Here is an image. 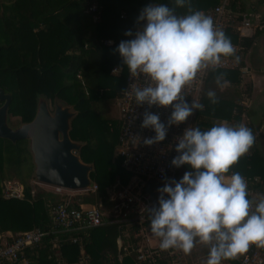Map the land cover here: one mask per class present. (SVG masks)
<instances>
[{
  "label": "trees",
  "instance_id": "obj_1",
  "mask_svg": "<svg viewBox=\"0 0 264 264\" xmlns=\"http://www.w3.org/2000/svg\"><path fill=\"white\" fill-rule=\"evenodd\" d=\"M220 1L190 0V5L193 11H207ZM257 2L264 10V0ZM91 4L94 9L88 10ZM148 4L168 5L174 8L178 16L189 14L187 5L178 7L175 0H0V87L10 95L9 115L19 116L20 121L29 120L33 115L37 93H43L48 98L56 95L77 111L71 120L69 136L85 142L79 155L83 161L93 162L94 170L90 172V177L96 184L93 190L70 196L71 202L77 206L98 205L100 201L99 209L102 212L110 204L106 187L116 180L123 184L129 176L114 153L119 118L113 119L111 128L105 129L92 103L97 97L114 96L123 87L125 65L115 50L122 40L133 39L137 18ZM120 13L123 15L120 16ZM234 18L239 20L241 13L237 12ZM232 21L224 27V33L231 42L241 45L239 53L242 56L252 43L254 34L241 35L233 27ZM128 30L133 32V36L125 35ZM104 39L111 42L103 43ZM239 64L243 65L242 58ZM113 67L116 71H111ZM250 89L249 81L241 82L238 68H210L199 101L203 110H196L192 128L206 131L220 124V120L230 126L240 125L241 115L245 111L240 100L244 95H249ZM209 90L216 93L217 103L213 104L208 98ZM243 125L254 133V127L250 124ZM185 168L189 166H180L175 180L181 179V171ZM30 170L25 140L11 142L0 138V177L2 180L14 178L23 185L21 198L0 195V231L15 232L34 226L45 228L49 222L46 202L50 192L37 186L30 193L31 185L25 179ZM233 172L255 175L258 181L251 186L263 192L264 157L255 143L228 174ZM6 173L10 176H5ZM151 187L155 189L151 197H159L157 190L161 186L151 182L145 189ZM134 227V223L104 221L89 228L81 235V242L88 254L84 264H137L132 251L123 254L120 259L116 257V239L120 237L122 243L128 242ZM124 232L128 233L127 237L123 235ZM53 236L48 234L40 246L25 249L27 264H55L49 242ZM56 237L59 257L65 261L74 260L78 254L77 242L70 239L69 233L56 234ZM208 254L209 248L198 243L186 264L193 261L203 264ZM225 262L240 264L237 258Z\"/></svg>",
  "mask_w": 264,
  "mask_h": 264
},
{
  "label": "clouds",
  "instance_id": "obj_2",
  "mask_svg": "<svg viewBox=\"0 0 264 264\" xmlns=\"http://www.w3.org/2000/svg\"><path fill=\"white\" fill-rule=\"evenodd\" d=\"M175 3L187 5L189 14L178 16L168 5L149 4L137 18L144 23L134 38L122 40L115 50L131 77L143 75L149 81L133 90L136 104L173 109L167 126L158 114L144 112L141 127L156 134L144 139L146 145L164 141L168 127L184 123L194 110H203L202 104L185 99V87L198 74L219 66L222 57L235 55L230 39L211 17L193 11L190 0ZM207 96L213 104L218 102L214 91ZM254 142L251 129L243 124L184 130L171 163L190 170L179 181L172 179L159 188L158 207L149 209L150 230L160 238L161 250L179 249L190 255L199 243L209 248L206 264H221L246 253L251 245L264 248V196L258 202L249 199L244 177L239 172L226 175Z\"/></svg>",
  "mask_w": 264,
  "mask_h": 264
},
{
  "label": "built area",
  "instance_id": "obj_3",
  "mask_svg": "<svg viewBox=\"0 0 264 264\" xmlns=\"http://www.w3.org/2000/svg\"><path fill=\"white\" fill-rule=\"evenodd\" d=\"M87 9L93 10L94 5L91 4ZM196 11H201L206 16L211 17L215 27L223 32L224 27L230 24L232 20L233 27L238 32L242 25L250 26L251 24L249 19L244 18L245 14H241V18L236 20L234 18L236 13L226 7V0H221L210 10L198 9ZM122 15L123 13H120V16ZM95 17L96 15L93 14V18ZM255 19L257 21L253 23L254 26L258 27L264 24L258 17H255ZM143 23V21L136 23L134 34ZM110 42V39L103 40V43ZM231 43L235 48V55L222 57L217 68H238L239 71H244L245 67L239 64L241 45L237 42ZM209 69L198 74L197 79L191 85L185 87L184 95L189 104L192 101L199 103L204 79ZM111 71H116V68L113 67ZM148 83L149 81L143 75L139 78L131 77L125 65L124 84L115 96V104L119 109V127L114 153L118 156L121 167L129 172V176L123 184L118 183L116 180L111 186L106 187V193L110 201L107 218L103 219L102 212L99 209L100 201L98 205L77 206L71 202L70 196L78 191L68 190L62 198L47 202L49 222L45 228L34 226L15 232L10 230L0 231V264H27V258L24 254L25 249L40 246L44 237L48 234L54 235L49 238V242L55 255V264H84L88 259V254L81 242V235L89 228L98 226L104 221H121L126 224H135L130 237L127 239L128 242L122 243L120 237L116 239L118 245L117 259L132 251L137 264H184L181 261V250H161L159 247L160 238L152 232L155 241L150 238L149 209L158 206V197H151V192L155 190L154 187L149 190L145 188L151 182L163 187L166 182L175 179L180 167L173 166L171 161L178 155L176 145L184 130L192 127L196 110L184 123L168 127L164 141L146 145L144 139L154 137L156 134L151 128L141 127L144 112L147 110L153 114H158L160 120L167 126L168 118L173 110L171 107L165 108L154 105L149 108L146 103L143 105L136 104L133 90L137 87L143 88ZM189 170V168L183 169L181 178ZM242 176L247 182L248 198L258 202L264 194L251 186L252 183L258 181L257 177L255 175ZM95 188L96 184L92 182L88 189L80 190L86 191ZM1 193L5 197L21 198L23 196V185L14 178H5L1 182ZM30 193H33L32 186ZM60 233H69L70 239L78 244V254L72 261H65L58 255L56 234ZM123 235L127 237L128 233L124 232ZM207 259L208 256L204 258L203 264H206ZM237 260L240 264H264V248L251 245L246 253L237 257ZM221 264H226L225 260Z\"/></svg>",
  "mask_w": 264,
  "mask_h": 264
},
{
  "label": "water",
  "instance_id": "obj_4",
  "mask_svg": "<svg viewBox=\"0 0 264 264\" xmlns=\"http://www.w3.org/2000/svg\"><path fill=\"white\" fill-rule=\"evenodd\" d=\"M9 101V93L0 87V138L25 140L32 180L67 190L88 189L93 182V162L80 158L79 150L85 142L69 136L76 109L56 95L49 99L37 93L32 117L10 125Z\"/></svg>",
  "mask_w": 264,
  "mask_h": 264
},
{
  "label": "crops",
  "instance_id": "obj_5",
  "mask_svg": "<svg viewBox=\"0 0 264 264\" xmlns=\"http://www.w3.org/2000/svg\"><path fill=\"white\" fill-rule=\"evenodd\" d=\"M248 11H255L258 14V18L261 22H264V10L261 8L260 3L257 0H239V5L236 10L233 12H240L241 14H245ZM261 15V16H260ZM245 19L250 20V26L242 25L240 27L239 33L241 35H253L252 43L248 46L242 56L243 65L245 67L244 71H240L241 82L249 81L251 85V89L249 95H244L240 100V103L245 108V111L241 115L240 124H250L254 127V136H255V147L259 151V153L264 157V87L262 86V90H260L257 94V98L253 101L252 95L254 93V89H256L257 84L264 81V24L261 26L253 25L254 17L250 18L244 16ZM240 61V60H239ZM243 78H247V80H243ZM224 85L226 82L223 83ZM259 88V87H258ZM220 123H224V120H220ZM230 176L229 174H226ZM264 194V182H263V192Z\"/></svg>",
  "mask_w": 264,
  "mask_h": 264
},
{
  "label": "rangeland",
  "instance_id": "obj_6",
  "mask_svg": "<svg viewBox=\"0 0 264 264\" xmlns=\"http://www.w3.org/2000/svg\"><path fill=\"white\" fill-rule=\"evenodd\" d=\"M238 5H239V0H226V7L228 9H230L231 11L236 10ZM245 14H246L247 18H250V15H251L252 18L254 17V21L255 22L257 21L255 19V17H257L258 14H256L255 11H252V12L249 11V13H248V11H246ZM86 23L89 25L88 19H86ZM243 80H247V78H243ZM262 86L264 87V81L261 82V86L259 83V84H257L256 89H254V93L252 95L253 101L257 98L258 92L260 90H262ZM115 96H116V94L114 96L97 97V99H95L94 102L92 103V107L95 109V111H97L99 118H100V121L102 122V125L105 127V129L111 128L112 120L116 119L119 116V109H118L117 105L115 104V100H116ZM49 106H50V102H49ZM19 121H20V119H19V116H17V115L16 116L15 115H9L8 116V123L10 125H15ZM108 139L110 140V138H108ZM114 150H115V146H114ZM30 175H31V170H30L29 176H25V179L29 182V184L32 186V188H35L38 186V187H41L42 189L50 192L49 199L47 200V202L57 200V199L63 197L68 191L67 189L55 188L53 186L46 185L43 183H37L34 180H32ZM5 176H10V174L6 173ZM1 180H2V178L0 177V182H1ZM73 191H78V192H74V193L81 192V190H73ZM0 195H2L1 192H0ZM47 202H46V204H47ZM107 214H108V208L102 209L103 218H107ZM149 236L153 241H155V237L152 235L151 230H150ZM156 240H158V239H156ZM183 255H184V257H183V260H181V261L184 262L185 264L189 263L188 262V260L190 259L189 255H185L182 252V256ZM192 263H194V261Z\"/></svg>",
  "mask_w": 264,
  "mask_h": 264
}]
</instances>
